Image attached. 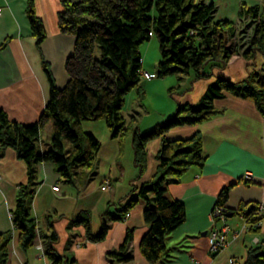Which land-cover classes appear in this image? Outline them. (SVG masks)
I'll return each mask as SVG.
<instances>
[{
    "label": "crops",
    "instance_id": "crops-1",
    "mask_svg": "<svg viewBox=\"0 0 264 264\" xmlns=\"http://www.w3.org/2000/svg\"><path fill=\"white\" fill-rule=\"evenodd\" d=\"M61 1L34 0L35 13L45 31V38L38 46L26 14L27 0H0V108L10 120L31 123L42 112L50 87L42 60L46 61L56 86H63L68 79L65 60L73 51L74 36L62 32L58 26ZM204 1L215 4L214 20L226 19L235 26L251 21L245 11L240 16L242 5H257L260 10L264 9V0ZM143 45L139 47L140 53ZM141 59L143 63L145 57L142 54ZM158 59L159 56L155 59V68ZM262 66L264 55L255 52L251 58L233 55L227 64L213 67L209 77L194 79L192 74H185L180 77L183 84H177L181 92L175 93V107L198 103L217 77L236 83ZM149 74L150 78H143L144 81H139L133 88L139 92L140 82L141 86H148L156 72ZM213 106L216 112L208 119L193 125L173 126L165 132V138L173 139L199 131L206 158L202 166L189 167L177 182L166 183L167 196L184 204L185 220L168 234L167 255L156 262L146 259L139 251V241L147 230L143 219L147 201L139 198L123 219L112 220L110 216L117 214L119 205L136 194L139 184L152 179L158 164L156 153L162 140L160 136L146 142V165L139 172L132 146L134 131L144 133L172 116L176 110L173 104L162 110L154 123L152 118L138 120L135 109L124 108V100L122 115L127 134L123 140L111 134L103 119L83 120L82 129L93 134L100 146L93 166L76 167L71 181L60 176L54 163L38 162V183L30 201V215L37 224L36 235L33 244L26 249L18 243L11 210L19 185L27 181V167L15 149L6 147L0 155V231L11 233L6 264H51L44 254L45 239L50 234L48 217L52 219L57 235L55 249L73 258L76 264H232L230 260L233 264H244L248 248L256 245L253 237L264 239V221L254 232L246 228L241 214L231 215L228 218L231 226L228 243L211 255L208 252V233L212 227L210 211L220 190L231 183L225 201L227 207L236 209L240 204L264 202V114L257 110L252 100L227 92L214 99ZM52 130L49 119L40 130L38 145L41 150L49 147ZM104 179L110 181V186L102 190L100 185ZM53 184L58 185L57 190L52 189ZM84 211L89 215L92 234L98 232L102 220L109 224L104 239L86 241L85 225L71 222ZM128 229L132 230V239L127 251L133 258L117 263L108 257V252L119 248Z\"/></svg>",
    "mask_w": 264,
    "mask_h": 264
},
{
    "label": "trees",
    "instance_id": "trees-1",
    "mask_svg": "<svg viewBox=\"0 0 264 264\" xmlns=\"http://www.w3.org/2000/svg\"><path fill=\"white\" fill-rule=\"evenodd\" d=\"M61 5L58 26L62 32L74 36L73 51L65 60L66 83L56 86L46 61L42 60L50 87L37 120L31 123L10 120L0 108V155L6 147H12L27 167V181L19 185L11 210L12 225L18 231V243L22 249L30 247L36 235V220L30 215V201L38 183L36 164L43 161L54 163L65 181H71L76 167H92L100 143L93 134L82 129L81 122L93 120V116L103 119L113 136H119L120 140L126 136L122 109L125 94L143 77L139 50L143 42L152 35L158 40V77L183 73L192 74L194 79L205 78L212 75L213 67L227 64L233 55L248 58L255 52L264 55V9L260 10L257 5H242L240 9V16L245 11L255 23L253 34L243 50L232 42L236 35L234 22L213 19L216 11L213 2L62 0ZM26 14L39 46L45 38V31L35 13L34 0H27ZM96 46L99 47V57L95 56ZM178 87L170 88L169 92ZM225 92L252 100L257 110L264 114V66L236 83L217 77L198 103L178 104L172 116L144 133L137 130L133 133L134 162L139 172L146 165V142L160 136L162 140L156 153L158 164L152 179L139 184L136 194L120 204L117 214L111 215L110 219H123L139 198L147 201L143 210L147 230L139 241V251L150 261H159L167 255L168 234L185 220L184 204L167 196L166 183L177 182L189 167L202 166L206 158L199 131L173 139L165 138V132L173 126L193 125L208 119L216 112L213 100L223 97ZM49 119L53 127L52 138L49 147L41 150L38 145L40 130ZM133 121H136L135 117ZM232 184L220 190L215 202L225 204ZM148 194H152L150 198ZM246 206L240 204L232 210V215L242 213L253 223L258 218L249 215L255 205L249 206L248 213H244ZM71 222L85 225L88 241L104 239L109 228V224L102 220L98 232L92 234L86 211ZM52 223L48 217L50 234L45 239L44 254L51 264H76L73 258L55 249L57 235ZM257 229L250 226L251 231ZM10 238V232L0 231V264L7 263ZM131 239L132 230L128 229L119 248L108 252V257L117 263L130 261L133 257L127 248ZM244 264H264V244L249 247Z\"/></svg>",
    "mask_w": 264,
    "mask_h": 264
},
{
    "label": "rangeland",
    "instance_id": "rangeland-1",
    "mask_svg": "<svg viewBox=\"0 0 264 264\" xmlns=\"http://www.w3.org/2000/svg\"><path fill=\"white\" fill-rule=\"evenodd\" d=\"M255 23L253 21H246L242 25L236 26V35L233 38L232 42L239 49L243 50L246 47V43L249 41L251 35L253 34ZM143 46H141V54L145 57V60L142 63V70H146L148 72L157 71V63L156 68L153 67L155 63L156 57L159 56L158 49V40L154 35L149 40L143 42ZM148 47L146 48V45ZM158 55V56H157ZM95 56H100L99 47L95 48ZM154 76V75H153ZM185 74L177 73L170 74L163 77L154 76L150 81L151 83L148 86H141V82L144 81V77L140 79L139 92L136 88H133L131 91L126 93L125 95V107L126 109H135V116L138 120H143L146 118H152L153 122L162 113V110L167 109L168 105H174V110L176 109V98L175 93L181 92L179 89H174V92H169V89L172 87H177V84H183V80L180 77H184ZM195 104V103H190ZM151 119V120H152ZM145 120V121H146ZM155 123V122H154ZM129 212V211H128ZM88 241V240H87Z\"/></svg>",
    "mask_w": 264,
    "mask_h": 264
},
{
    "label": "built area",
    "instance_id": "built-area-1",
    "mask_svg": "<svg viewBox=\"0 0 264 264\" xmlns=\"http://www.w3.org/2000/svg\"><path fill=\"white\" fill-rule=\"evenodd\" d=\"M151 34V33H150ZM141 75L145 78H150L151 75L149 72L142 70ZM248 176V174H245ZM110 181L108 179H104L102 181V184L100 185V189L105 190L109 188ZM53 190L58 189L57 184L52 185ZM255 205V209L253 210V213L249 215L252 218H258L255 222L251 223L247 221V218L241 213V216L244 220V223L246 225V228L250 230V226L258 228L257 232L260 229L262 221H264V202H258V203H252L247 205L244 208V213H248V207L251 205ZM231 208L227 207L225 204H221L218 202H215L211 208L210 216H211V222L212 227L209 230L208 233V252L209 254L213 255L218 253L223 247H225L228 243V235L231 232V226L228 222V218L232 215ZM129 215V212H126L125 217ZM87 241V240H86ZM253 243L258 244H264V239L260 240L256 235L253 237ZM77 245H81L82 242H76ZM40 246V245H38ZM230 263H234L233 260H230Z\"/></svg>",
    "mask_w": 264,
    "mask_h": 264
},
{
    "label": "water",
    "instance_id": "water-1",
    "mask_svg": "<svg viewBox=\"0 0 264 264\" xmlns=\"http://www.w3.org/2000/svg\"><path fill=\"white\" fill-rule=\"evenodd\" d=\"M92 119H95V117L93 116Z\"/></svg>",
    "mask_w": 264,
    "mask_h": 264
}]
</instances>
